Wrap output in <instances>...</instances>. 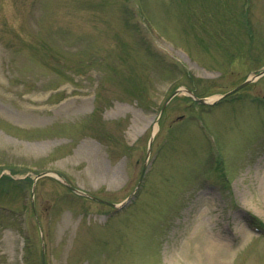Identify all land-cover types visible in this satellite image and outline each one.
Segmentation results:
<instances>
[{
    "label": "rangeland",
    "instance_id": "374dc122",
    "mask_svg": "<svg viewBox=\"0 0 264 264\" xmlns=\"http://www.w3.org/2000/svg\"><path fill=\"white\" fill-rule=\"evenodd\" d=\"M262 68L264 0H0V175L129 200L0 187V264H188L198 215L264 264V75L156 122Z\"/></svg>",
    "mask_w": 264,
    "mask_h": 264
},
{
    "label": "bare ground",
    "instance_id": "6f19581e",
    "mask_svg": "<svg viewBox=\"0 0 264 264\" xmlns=\"http://www.w3.org/2000/svg\"><path fill=\"white\" fill-rule=\"evenodd\" d=\"M198 217L199 218H197L193 228V232L198 234L190 238L191 243L193 244L189 245V248L193 250L192 253L194 257L190 259V263L188 264H226L232 253L227 249H231L232 242L222 240L220 239L221 237L219 238L218 236H209L205 230V228L208 227V224L202 222V219L200 218L201 215H198ZM202 227L205 228L202 230ZM199 230H202V235L199 234ZM246 237L248 236L244 235V239H246ZM195 240L197 241L195 242ZM222 252H224V254H221ZM170 262H175L173 256L168 260V263Z\"/></svg>",
    "mask_w": 264,
    "mask_h": 264
},
{
    "label": "water",
    "instance_id": "95a60500",
    "mask_svg": "<svg viewBox=\"0 0 264 264\" xmlns=\"http://www.w3.org/2000/svg\"><path fill=\"white\" fill-rule=\"evenodd\" d=\"M262 75H264V70L263 71H261V72H259L257 75H255L253 78H251V79H247V80H245L243 83H241L239 86H237L236 88H234L233 90H231L230 92H228L226 95H229V94H231V93H233V92H235V91H237V90H239V89H241V88H243L244 86H246L247 84H249L250 82H252L255 78H257V77H260V76H262ZM178 92H179V90H176L170 97H169V99L167 100V102L166 103H168V101L170 100V99H172L175 95H177L178 94ZM187 93L189 94V96H192V94L189 92V91H187ZM195 101H197L198 103H201V104H204V103H206V100L205 99H197V98H193ZM151 140H152V137L150 138V140H149V145H150V143H151ZM149 148V147H148ZM147 152H148V150H147ZM40 176H42V175H40ZM62 182V181H61ZM67 186V185H66ZM69 187V186H68ZM72 191H74L75 193H77V194H79V195H86V194H84V193H82V192H79L78 190H76V189H73V188H71V187H69ZM88 196V195H87Z\"/></svg>",
    "mask_w": 264,
    "mask_h": 264
}]
</instances>
